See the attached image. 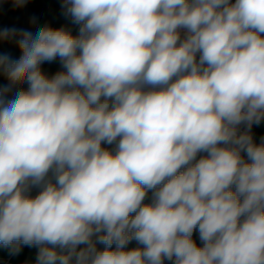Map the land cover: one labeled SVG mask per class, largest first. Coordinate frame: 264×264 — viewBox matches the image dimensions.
<instances>
[{
  "label": "clouds",
  "instance_id": "1",
  "mask_svg": "<svg viewBox=\"0 0 264 264\" xmlns=\"http://www.w3.org/2000/svg\"><path fill=\"white\" fill-rule=\"evenodd\" d=\"M62 9L78 35L0 30L22 52L0 56V245L38 246L36 264H264V141L250 134L264 119V0ZM57 57L49 77L40 65Z\"/></svg>",
  "mask_w": 264,
  "mask_h": 264
},
{
  "label": "trees",
  "instance_id": "2",
  "mask_svg": "<svg viewBox=\"0 0 264 264\" xmlns=\"http://www.w3.org/2000/svg\"><path fill=\"white\" fill-rule=\"evenodd\" d=\"M63 0H27V3L23 7H14L13 0H0V30L5 28H16L23 29L25 31L31 32L33 36H35L36 32L40 28L51 27V28H64L71 32L73 36L79 34V24H75L72 21L70 16H66L64 14V10L62 9ZM65 15V17L55 23H47L45 22L47 19ZM35 17V23L32 22V18ZM19 37L10 39V40H0V56H7L10 60L16 61L22 55L21 50L18 47ZM199 55V54H198ZM42 72H44L49 77L56 74L58 71H63L61 62L59 57L51 62H43L40 65ZM9 83L6 75L0 70V88L7 86ZM23 87H27V85H23ZM17 89L13 90V93H9L7 99L13 98L14 92ZM246 130L244 129L242 132ZM250 134L253 137V142L257 145L261 144L264 141V119L261 120L259 124H253L250 130ZM102 147L107 149V145L102 142ZM111 151H114L111 150ZM206 155V153H199L197 159L201 156ZM52 177V173H49V177ZM234 190V188H233ZM152 192L149 190L148 197L144 201V203L151 202ZM193 240L197 243L198 246H202V243L199 239V231L198 229L193 232ZM85 247V245H79L78 250L80 248ZM98 251H103L105 249V245L97 243L96 244ZM116 245H112V249L115 250ZM136 247H143L139 245L137 241L132 240L126 246L127 250H131ZM59 251V249H57ZM39 248L38 246H28L21 245L20 251L18 254H11L9 248H6L0 245V258L10 257L11 260L15 264H36V257L38 254Z\"/></svg>",
  "mask_w": 264,
  "mask_h": 264
},
{
  "label": "built area",
  "instance_id": "3",
  "mask_svg": "<svg viewBox=\"0 0 264 264\" xmlns=\"http://www.w3.org/2000/svg\"><path fill=\"white\" fill-rule=\"evenodd\" d=\"M230 2L231 3H235V0H230ZM179 31H180V34H181V39H183L186 30L180 29ZM244 126L245 125H243V124L239 126V132H242L243 131ZM118 140H119V138H117V141ZM106 145L108 146L107 149L111 151V150L115 149L116 142H114L112 145H108V144H106ZM242 155H245V154L242 153ZM39 191H40V188L39 187L33 186L31 188V190H30V195L34 197L35 195L38 194ZM0 264H15V263L11 260L10 257H6V258H0ZM165 264H170V262L167 261V260H165Z\"/></svg>",
  "mask_w": 264,
  "mask_h": 264
},
{
  "label": "water",
  "instance_id": "4",
  "mask_svg": "<svg viewBox=\"0 0 264 264\" xmlns=\"http://www.w3.org/2000/svg\"><path fill=\"white\" fill-rule=\"evenodd\" d=\"M64 17H65V15H60V16L52 17V18L47 19L45 22H47V23H55V22H59V21H61Z\"/></svg>",
  "mask_w": 264,
  "mask_h": 264
},
{
  "label": "rangeland",
  "instance_id": "5",
  "mask_svg": "<svg viewBox=\"0 0 264 264\" xmlns=\"http://www.w3.org/2000/svg\"><path fill=\"white\" fill-rule=\"evenodd\" d=\"M145 90H149V88H148V87H146V88H145ZM245 158H246V156H245Z\"/></svg>",
  "mask_w": 264,
  "mask_h": 264
}]
</instances>
